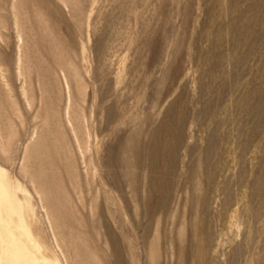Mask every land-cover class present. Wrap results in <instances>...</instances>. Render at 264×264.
Wrapping results in <instances>:
<instances>
[{"label": "rangeland", "instance_id": "1", "mask_svg": "<svg viewBox=\"0 0 264 264\" xmlns=\"http://www.w3.org/2000/svg\"><path fill=\"white\" fill-rule=\"evenodd\" d=\"M0 264H264V0H0Z\"/></svg>", "mask_w": 264, "mask_h": 264}]
</instances>
